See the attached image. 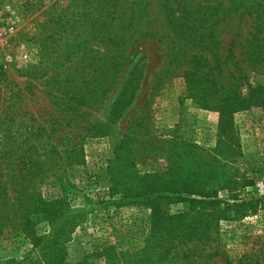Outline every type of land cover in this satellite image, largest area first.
I'll list each match as a JSON object with an SVG mask.
<instances>
[{
  "label": "rangeland",
  "instance_id": "374dc122",
  "mask_svg": "<svg viewBox=\"0 0 264 264\" xmlns=\"http://www.w3.org/2000/svg\"><path fill=\"white\" fill-rule=\"evenodd\" d=\"M188 1L204 7L212 1L232 7L237 1L229 23L216 27L221 45L230 39L244 47L264 45V25L254 22L256 13L264 18V0ZM161 5L159 0H0V140L15 142L18 157L26 151L30 160L44 161L30 170L29 192L64 198L68 208L54 226L36 221L37 235L52 239L58 231L54 247H65L64 264H107L88 256L112 246L120 257L150 243L158 253L167 247L168 255L191 254L189 263L178 264H264V64H248L235 46L224 71L235 72L236 88L224 95L214 87L201 91L192 82L208 70L199 57L206 54L215 67L220 51L197 42L204 30L191 33L196 45L189 48L187 31L182 35L169 25ZM245 7L251 16L242 13ZM119 15L128 17V30L135 32L125 56L112 58L110 51L117 53L123 44L110 37L115 27L120 32ZM179 45L186 51L173 61ZM119 60L108 91L78 107L86 115L58 127L65 80L83 76L90 89L101 88L93 85L108 77L109 61ZM128 83L124 105L118 99ZM45 141L47 149L36 148ZM118 164L122 172H136V185L144 179L138 189L154 184L160 190L139 197L141 202L111 194L104 177ZM243 200L254 202L256 210L243 216L236 214L243 207H227ZM152 206L158 209L155 221ZM67 219L80 224L66 231ZM206 219L214 222L212 235L188 237L186 227L191 222L201 227ZM44 262L24 234H0V264Z\"/></svg>",
  "mask_w": 264,
  "mask_h": 264
},
{
  "label": "trees",
  "instance_id": "16d2710c",
  "mask_svg": "<svg viewBox=\"0 0 264 264\" xmlns=\"http://www.w3.org/2000/svg\"><path fill=\"white\" fill-rule=\"evenodd\" d=\"M159 1L160 4H162L161 6L163 16L165 20L168 21V24L176 27L178 31L182 33V35H185L187 31V34L189 35V38L187 40H190V42H192L190 43L189 48L193 47V44L196 45V43H194L196 41V37H194L191 33H198L199 31L204 30L206 32L202 33L201 38L197 42L201 41V46L206 50H213L217 54L220 51V58L217 59V64L215 67L208 63L205 57L206 54H203L204 56L199 57V60L201 61L200 66H207L208 70L206 72H203L202 75L198 76V79L192 82H194V86L196 85V83H199V89L201 91L205 92L206 89L214 87L222 95H224L228 92H232L234 90V87L236 88L237 83L234 82L237 79L235 72L229 71L228 69H225L224 71L226 62L234 56L233 47L235 46H238L242 49V53L245 56L244 60L247 61L248 64L252 66L264 64V45H261L260 47H252L250 44L245 45L244 47V45H236V42L233 39H230L227 46H222V41L218 40V35H216V27L221 22H227V24L229 23L232 18L230 16V13L236 12L239 7L238 4H236L235 6V2L237 1H231L234 7L225 6L222 2H219L218 4V1H212L208 4L209 7H204L201 6V3L195 4L194 2L188 0ZM207 2L208 1H205V3ZM260 7L264 9V6L260 5ZM209 8H211L212 10ZM203 9L207 10L203 11ZM219 9L221 10L220 15L217 14V10ZM175 11H181L182 14H178V16H176ZM246 11L249 13V16H251V14L253 13L252 9L250 10L249 7H245L242 13H245ZM262 13H264V11H262ZM261 16L262 15L258 13H256V15L254 16V22L257 23L258 27L259 25H264V18H262ZM118 17L120 21L119 23L122 24V27H120V32H118L114 24L115 30H112L110 37L112 38L111 40L115 43H119L120 41L123 42V44H118L117 53L110 51V57L112 58H116L118 56H121V58H123V56H125L123 55L124 48L125 46H130V39L133 32H135V29L128 30V26L130 25V23L127 22L128 17H125L124 15H119ZM257 20L259 21V25ZM112 21L113 19L112 17H110L109 22ZM135 24L136 23H134V25ZM179 40L181 39H179L178 37L176 41H173L174 44L178 45ZM179 46L177 48V51L173 55V61H177L180 54L183 53V51H186L184 48H181V46ZM120 47L121 50L118 52ZM221 58H223L222 62ZM194 60L197 61L198 58ZM198 64H200V62H197V64L194 65V69L197 70V67H199ZM107 65L109 69L108 77L104 79V81L100 84L98 83V85H93L101 86V88L97 87L90 89L88 87L90 86L88 80L83 76H76L74 78L65 80V82L62 84V95L60 97V104H62L63 107L60 110L61 113L59 115H61V117L58 118V127L65 126L75 121L79 116L82 117L86 115L87 113L85 111H81L78 107L91 105L94 101L100 99L108 91V86L112 85L115 81L114 76L118 71V65H122V61H109ZM100 68L101 64L98 63L95 69L98 70ZM204 81L206 82V84H204ZM128 85L129 83L126 84L122 89L121 98L118 99V101H122L124 105L128 103V101L126 102V100H124ZM228 99V96L223 99L224 102H227L226 105H228L229 103ZM78 109L80 110V112L78 111ZM4 130H6V128H4ZM14 143L15 142L10 143L6 140H0V234L14 231L20 232L24 234L25 238L28 239L30 243H32L33 248H40V256L42 255L45 260L44 264H64L66 255L65 247L60 245H58V248L54 247V244L57 243L58 231L55 230L53 232L52 239H50V237H40L37 235L35 223L36 221L38 222L39 220L43 219L48 223L53 224L54 226L57 220L62 218L64 212L68 210V208L66 207V201L64 198H58L55 200L44 199L43 196L34 189L29 192L30 181L27 180V177L30 174V170H32L33 168H38L39 165H41L39 164V162L44 161H37V159L30 160L29 158H27L29 156H26V151H24L22 157H18L16 152L13 151L16 150ZM46 144V141L38 143V146L36 148L40 147L42 149H47ZM51 147V149H54L53 146ZM31 148H33L32 144L28 150H31ZM132 150L133 148L129 147V149L126 151L129 153ZM122 155H120L121 158H123ZM125 159L126 161L130 162V159ZM118 165L119 166L116 167L111 166L109 168L108 175L104 177V181H106V184H108V191L111 194L121 192L124 194V196L128 195L132 198L138 199V202H141L139 201V197L148 195V193L153 194L160 190L159 187L155 186L154 184H151V187L148 188L138 189L140 182L144 179H139V182L136 185L135 183L138 179L136 177V172L134 171L135 175H133L132 172H122L120 170L122 164ZM171 168L170 169L173 170V165ZM147 182L151 183V180L149 179L147 180ZM16 192H18L17 196L14 195V193ZM187 200L191 203H194L196 201H203V199L200 200L190 198H188ZM234 200L239 201L238 198H235ZM9 203H11V205H9ZM148 203L151 206V203ZM148 203L142 202V204L144 205H147ZM152 205L156 206V203L152 202ZM230 206L243 207V209H241L240 211H236V214L241 213L243 216L256 210V205L254 206V202H246L244 200L242 202H234L233 204L227 205V207ZM10 209H13L12 213L16 214L14 219L13 217H10ZM152 210L154 211L152 213V221H155L154 214L156 212L155 210L158 209L152 206ZM226 211L227 209H223L220 210L219 213L224 216V213H226ZM79 222L80 221H71V219H67V226L65 230H71L70 228L77 226L78 224H80ZM213 223L214 222L212 220L206 219L201 227H197L195 225V222H191V225L186 227L188 237H191L194 234H201L202 236H205V239H208V237L212 235ZM152 245L153 244L150 243V245L143 248L144 250L136 251L135 253H120V257H118L115 248L109 246L108 248H104L103 251H96L95 253H92L90 256H88V258H95V256H97L98 258H102L107 264H169L170 262L172 264H178L180 260H184L185 262L189 263L190 258L192 257L191 254L186 251L168 255L170 253V249L167 247H165L162 252L158 253L157 251H153L152 248L154 246ZM112 251H114L115 253L113 254ZM135 258L139 259L134 260Z\"/></svg>",
  "mask_w": 264,
  "mask_h": 264
}]
</instances>
